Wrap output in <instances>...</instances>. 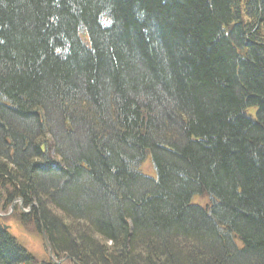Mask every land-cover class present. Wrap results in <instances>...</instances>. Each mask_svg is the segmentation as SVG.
I'll return each mask as SVG.
<instances>
[{
	"label": "trees",
	"instance_id": "16d2710c",
	"mask_svg": "<svg viewBox=\"0 0 264 264\" xmlns=\"http://www.w3.org/2000/svg\"><path fill=\"white\" fill-rule=\"evenodd\" d=\"M18 200L73 264H264V0H0ZM0 264L55 263L0 220Z\"/></svg>",
	"mask_w": 264,
	"mask_h": 264
},
{
	"label": "rangeland",
	"instance_id": "374dc122",
	"mask_svg": "<svg viewBox=\"0 0 264 264\" xmlns=\"http://www.w3.org/2000/svg\"><path fill=\"white\" fill-rule=\"evenodd\" d=\"M255 109H252L250 113L255 116ZM139 172L145 174L148 177L155 178L156 172L153 167L151 158L146 160L144 164L138 169ZM210 198L208 196H196L192 199V205L199 207H209L211 205ZM20 203H17L14 211L11 215L7 217L0 218L2 224L10 226V233L16 238L17 242L21 244L23 248L27 250L29 254H31L36 262L43 263L46 261H51L49 257V249L45 242V239L41 234L38 233L34 225L26 224L22 221V210L19 208ZM24 210H29L28 207H24ZM10 212V208L5 211L3 214H8ZM32 212V210H31ZM29 212V213H31ZM27 213V214H29ZM55 260H61L55 256ZM63 264H73L72 261L66 260Z\"/></svg>",
	"mask_w": 264,
	"mask_h": 264
},
{
	"label": "water",
	"instance_id": "95a60500",
	"mask_svg": "<svg viewBox=\"0 0 264 264\" xmlns=\"http://www.w3.org/2000/svg\"><path fill=\"white\" fill-rule=\"evenodd\" d=\"M12 208H13V206H12ZM31 209V208H30ZM5 229H7L8 227H4ZM42 233H43V237H44V239L46 240V243L48 244V247H49V251H50V256L52 257V247L50 246V244H49V242H48V240H47V238H46V235H45V233H44V231L42 230ZM68 259V258H67ZM62 262V261H61ZM61 262H56V264H60Z\"/></svg>",
	"mask_w": 264,
	"mask_h": 264
},
{
	"label": "bare ground",
	"instance_id": "6f19581e",
	"mask_svg": "<svg viewBox=\"0 0 264 264\" xmlns=\"http://www.w3.org/2000/svg\"><path fill=\"white\" fill-rule=\"evenodd\" d=\"M210 201H211V198H210ZM212 202V201H211ZM216 201L215 200H213V203H215ZM212 204V203H211ZM5 230V229H4Z\"/></svg>",
	"mask_w": 264,
	"mask_h": 264
}]
</instances>
